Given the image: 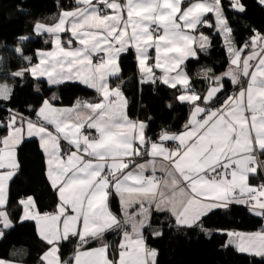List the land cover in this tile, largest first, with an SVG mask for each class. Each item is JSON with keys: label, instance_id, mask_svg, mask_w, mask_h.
I'll use <instances>...</instances> for the list:
<instances>
[{"label": "snow or ice", "instance_id": "snow-or-ice-1", "mask_svg": "<svg viewBox=\"0 0 264 264\" xmlns=\"http://www.w3.org/2000/svg\"><path fill=\"white\" fill-rule=\"evenodd\" d=\"M75 2L78 7L62 10L54 24L37 21L33 25L35 35L52 37L53 50H36L39 63L33 64V57L25 55L22 47L14 48L29 67L9 75L23 77L30 73L36 78L46 77L50 85L79 80L97 90L99 101H77L72 108H57L45 99L36 122L11 109H4L8 115L0 119V127L7 129V135L0 137V209L7 205L8 183L19 171L15 150L25 134L40 138L47 157V178L59 193L60 204L54 214L33 213L32 197L20 201L24 210L21 220H34L41 237L53 245L42 259L47 264H60L55 246L60 241L76 236L85 242L117 229L123 233L118 259L107 258L105 244L89 252L77 251L75 264H156L157 250L147 245L144 235V230L151 227L153 206L158 212H170L177 226L198 225L206 234L209 232L201 218L231 203L248 205L250 212L264 217V182L257 186L249 183L250 177L264 174V159H260L264 156V34L253 29L249 41L236 48L222 0ZM258 2L264 6V0ZM229 6L239 12L246 10L240 0H229ZM208 14L214 16L230 56L232 67L223 75L240 86L238 93L222 101L218 96L224 90L221 76L210 77L212 83L201 95L191 87L182 67L185 60L197 55L192 46L197 38L188 30L200 25L213 27L206 19ZM62 33L71 37L62 42ZM30 38L21 36L18 40ZM209 43L208 37L199 36L201 50ZM249 43L250 51L243 55ZM129 47L135 48L140 83L155 84L159 80L173 89L181 85L183 94L176 99L191 108L189 120L179 132L161 129L155 140L147 137V124L128 117L120 85L109 86V77L119 74V56ZM153 48L154 65L149 64V49ZM94 57L99 62L93 63ZM154 68L162 75L157 77ZM242 79L247 80L246 88ZM10 98L8 85H0V100ZM217 101V107L209 106ZM46 125L53 126L55 134ZM85 128L93 131L85 135ZM61 139L71 146L66 158ZM168 142L174 146L167 147ZM145 155L150 159L136 163L137 157ZM148 170L151 175H145ZM157 171L162 176L158 177ZM113 190L124 209L123 221L109 208ZM137 204L138 211H127ZM11 227L8 213L0 210V237ZM162 234L158 229L151 233L154 237ZM228 235L232 239L225 247L234 244L241 253L264 257V227L255 233ZM0 264L5 262L0 260Z\"/></svg>", "mask_w": 264, "mask_h": 264}, {"label": "trees", "instance_id": "trees-1", "mask_svg": "<svg viewBox=\"0 0 264 264\" xmlns=\"http://www.w3.org/2000/svg\"><path fill=\"white\" fill-rule=\"evenodd\" d=\"M240 2L245 6L244 12L232 9L229 0H222L224 14L232 28L231 37L238 46L249 41L253 29L264 34V6L258 0ZM77 6L75 0H0V56L9 55L28 66L13 50L22 47L25 55L33 57L34 63L37 60L36 50L49 48L52 43L48 34L35 35L33 25L37 21L52 24L57 21L62 10ZM208 17L214 23L213 16ZM198 30L210 37V47L199 50L196 57L189 58L184 65L191 78V87L203 95L212 83L210 77L226 70L229 55L225 39L214 25H201ZM21 36L31 38L20 42L18 38ZM119 63L120 73L112 76L110 83L120 85L128 97V114L147 124V137L155 140L161 129L179 132L189 120L191 108L189 103H181L176 99L182 87L176 86L173 89L159 80L155 84L140 83L133 48L120 55ZM205 71H208L207 77L204 75ZM8 79L11 82V98L7 101L0 100V119L8 115L4 109H11L26 117H35L45 99L61 105H72L80 98L99 99L97 91L79 82L68 81L42 88L41 83L30 73L23 77L9 75ZM222 82L225 89L218 95L221 101L234 89L231 80L225 78ZM169 104L171 107H168ZM218 104L219 101L209 106ZM6 134L7 129L0 127V137ZM18 159L19 171L10 182L6 206L13 227L5 229L4 235L0 237V258L44 264L42 257L50 245L38 234L34 220H21L23 206L20 201L33 197L40 212H51L59 203L58 191L47 178L45 156L37 138L26 139L21 143ZM258 177L253 179L257 180ZM109 205L113 213L122 219L119 199L113 192L110 194ZM201 223L209 234L201 231L198 225L177 226L167 212H154L151 227L146 229L145 234L148 245L157 250L156 264H264V257L241 253L233 245L225 247L229 239L226 230H258L264 227V218L250 212L248 207L232 204L227 208L215 209L202 217ZM157 229L162 231V236L151 235ZM121 233V230L113 229L105 236L112 260L117 257ZM77 241V238L71 237L60 243L64 259L70 258ZM95 244L92 241L84 247Z\"/></svg>", "mask_w": 264, "mask_h": 264}, {"label": "crops", "instance_id": "crops-1", "mask_svg": "<svg viewBox=\"0 0 264 264\" xmlns=\"http://www.w3.org/2000/svg\"><path fill=\"white\" fill-rule=\"evenodd\" d=\"M121 2H123V0H121ZM78 7V6H77ZM76 8V7H75ZM75 8H73V9H67V10H74ZM108 14H110V13H108ZM209 15H212V14H208L207 16H206V19L210 22V23H212L214 26H215V19H214V16H213V19H214V23L212 22V20H210L209 19ZM125 16H126V14H125ZM57 22V21H56ZM41 23H44V22H41ZM55 23V22H54ZM54 23H52V24H54ZM44 24H46V23H44ZM52 24H47V25H52ZM201 26V25H200ZM200 26H198V28L200 27ZM198 28L196 29V30H188L189 32H190V34L191 35H193V36H195L196 38H197V40H195V41H193L192 42V46H193V48L195 49V51H196V53L198 54V51L199 50H201L200 48H199V44H198V39H199V36L201 35V34H203L204 36H206V37H208V39H209V41H210V37L206 34V33H204L203 31H199L198 30ZM215 29H216V27H215ZM216 31L217 32H219L217 29H216ZM223 36V35H222ZM71 37V34L70 33H67V34H64V33H62L61 34V41L62 42H66L69 38ZM51 39H52V37H50ZM223 38H224V36H223ZM225 39V38H224ZM73 40H74V44H73V47H75L76 46V43H75V39L73 38ZM232 42H233V44L236 46V48H242L244 45H242V46H238V45H236L235 43H234V41H233V39H232ZM64 46L65 47H67L68 45L66 44V43H64ZM53 47H54V45L52 44L51 45V47H49V48H46V49H42V51H52L53 50ZM210 47V43L205 47V49L204 50H207L208 48ZM130 48H133L134 49V51H135V48L134 47H129L128 49H130ZM226 48H227V46H226ZM250 48H251V46H250V43H249V47L248 48H246L245 49V51H244V53H243V55H247L248 54V52L250 51ZM122 54V53H121ZM135 54H136V52H135ZM155 55H156V53H155V49L153 48V49H149V64H153L154 65V63H155ZM228 55H229V53H228ZM120 57V56H119ZM196 57V56H195ZM189 58H193V57H189ZM188 58V59H189ZM187 59V60H188ZM187 60H185L184 61V64H185V62L187 61ZM97 62H99L98 61V59L96 58V57H94L93 58V63H97ZM138 62V61H137ZM35 63H39V58L37 57V60L33 63V64H35ZM182 65V67H183V70L185 71V72H187V70H186V68H185V65ZM118 65H119V69L121 70V68H120V63H119V58H118ZM27 67H29V65L28 66H25L24 65V63H22V62H19V61H17V60H15L14 58H12L11 56H9V55H2V56H0V85H3V84H7L8 85V87L10 88V90H11V82L9 81V79H8V76H9V73H12V72H16V71H18V70H21V69H24V68H27ZM230 67H232L231 66V64H230V56H229V64H228V66H227V68H226V70L223 72V73H220V74H217V75H214V76H221L222 77V81L226 78V79H229V80H231L229 77H227V76H224L223 74L224 73H226L228 70H229V68ZM138 72H139V70H138ZM119 73H120V71H119ZM154 73H155V75L157 76V77H159V76H161L162 75V71L160 70V69H155L154 68ZM174 74V73H173ZM187 74H188V72H187ZM139 75L141 76V74H140V72H139ZM188 76H189V74H188ZM112 76H110L109 77V79H108V83H109V86L111 87V88H115L117 85H111V83H110V78H111ZM190 77V76H189ZM36 78V77H35ZM38 81H39V83H41L40 85H42V88L43 87H46L47 85H50V84H48V82H47V78L46 77H40V78H36ZM68 81H73V82H79V83H81V84H83L82 82H80L79 80H65L64 82H68ZM190 81H191V78H190ZM221 81V82H222ZM63 82V83H64ZM161 82V81H160ZM61 84V83H60ZM39 85V86H40ZM85 85V84H84ZM51 86H56V85H51ZM85 86H87V85H85ZM177 86H181V85H179V84H177ZM242 86L243 87H247V80L246 79H242ZM89 87V86H88ZM91 88V87H90ZM121 88V87H120ZM92 89H94V88H92ZM95 91H97L96 89H94ZM239 90H240V86H238V85H234V89L232 90V92L231 93H229L228 94V96L229 95H232V94H234V93H238L239 92ZM121 91L123 92V94H124V97L126 98V100H127V108H126V112H127V115H128V117L130 118V119H132V120H139V121H141L140 119H138V118H134V117H131L129 114H128V97L126 96V94H125V92L123 91V89L121 88ZM98 93V92H97ZM181 94H183V91L181 90V93L179 94V95H181ZM98 97H99V99H100V94L98 93ZM99 99L98 100H94V99H87V98H80V99H78L77 101H80V102H85V101H87V102H98L99 101ZM47 100H49L50 102H51V104L54 106V107H57V108H72V107H74L76 104H77V101L74 103V104H72V105H61V104H57V103H55L54 101H52V100H50V99H47ZM43 104V103H42ZM42 104H41V106H42ZM40 106V107H41ZM203 106V105H202ZM218 106V105H217ZM217 106H213V108L214 107H217ZM39 107V108H40ZM39 110V109H38ZM16 113H18V112H16ZM19 115H21V116H23L26 120H28V119H30V120H32L33 122H36V121H38V119H39V117L36 115L35 117H26L25 115H23V114H21V113H18ZM144 122V121H143ZM47 126V125H46ZM25 127H26V125H25ZM48 128H49V131H52L54 134H55V129H54V127L53 126H47ZM82 131L84 132V134L85 135H88L89 134V132H92L93 130H89V129H87V128H85V129H82ZM94 134V133H93ZM145 134H146V130H145ZM7 135V134H6ZM146 136H147V134H146ZM31 138H37L38 139V141H39V143H40V138L38 137V136H32V137H29V136H27L26 134L24 135V138H23V140H22V142L24 141V140H26V139H31ZM21 142V143H22ZM60 144H61V149H62V151H64L65 152V158H66V155L68 154V150L71 148V146L68 144V142L67 141H64L63 139H61V141H60ZM21 145V144H20ZM20 145H18L17 147H16V159L18 160V162H19V159H18V148H19V146ZM0 146H2V145H0ZM166 146L167 147H173L174 145H173V142H168L167 144H166ZM73 151L75 150L74 148L72 149ZM43 151V150H42ZM44 156H45V161H46V159H47V157H46V154L44 153ZM261 158L262 159H264V156H261ZM147 159H150V157H148L147 155H145L143 158H140V157H137L136 158V163H144ZM131 165H130V168H129V170H131ZM157 172H159V171H157ZM160 173V172H159ZM145 175H151V171L150 170H148V171H146L145 172ZM253 178H256V177H250L249 178V183L251 184V185H254V186H257V185H259L260 183H262L263 182V177H262V175H260V177H258V179L257 180H254ZM13 179V178H12ZM10 182L11 181H9V183H8V190H7V196H8V198H9V186H10ZM131 183V182H130ZM113 193L118 197V199H119V203H120V206H121V201H120V197H119V195L118 194H116L115 193V191L113 190ZM58 196H59V193H58ZM28 198V197H27ZM27 198H25V199H23V200H26ZM33 198V197H32ZM110 198V197H109ZM33 200H34V198H33ZM59 204H60V200H59V203L57 204V206H56V208H55V210L54 211H51V212H40L39 210H38V208H37V205H36V202H35V200H34V208H32L31 209V211L33 212V213H39L40 215H44V214H54L55 212H57L58 211V206H59ZM232 204H237V203H231V204H229V206L230 205H232ZM240 205H244V204H240ZM7 206V205H6ZM6 206L3 208V209H0V210H4V211H6L7 212V210H6ZM23 206V205H22ZM228 206V207H229ZM244 206H246V207H248L249 208V206L248 205H244ZM109 208H110V205H109ZM121 209H122V219L121 218H119V219H121V221H123V219H124V209L122 208V206H121ZM218 209V208H217ZM110 210H111V208H110ZM139 210V206H138V204L137 205H133L131 208H128L127 209V211L129 212V213H133V212H136V211H138ZM215 210V209H214ZM112 211V210H111ZM113 212V211H112ZM154 212H156V210H155V207L153 206V209H152V216H151V219H152V217H153V214H154ZM164 212H167V213H169V215L171 216V218L173 219V221H174V223H175V218L174 217H172V215H171V213L170 212H168V211H164ZM8 213V212H7ZM69 213L70 214H72L71 213V209L69 208ZM23 214H24V210H23V212H22V216H23ZM9 215V214H8ZM21 216V217H22ZM10 218V217H9ZM264 218V217H263ZM202 219V218H201ZM36 223V222H35ZM13 224V223H12ZM176 224V223H175ZM36 227H37V231H38V234L40 235V233H39V230H38V225L36 224ZM127 227V230L128 231H131V228H130V226H126ZM147 229V228H146ZM146 229L144 230V235H145V237H146V234H145V232H146ZM113 230V229H112ZM261 229H258V230H226V233H229V232H232V233H244V234H249V233H255V232H258V231H260ZM109 231H111V230H109ZM109 231H107L106 233H104V235L102 236V237H100V238H95V239H93V238H88L87 240L89 241V242H92V241H94V242H96V244L95 245H93V246H86V247H84V246H82V247H79V246H77L78 245V243L79 242H81L80 240H79V237H76V236H73V237H75V238H77L78 239V241H77V243H76V249H75V251L72 253V255L70 256V258H67V259H64L63 257H62V255H61V252H60V247H59V245H60V243L62 242V241H60L57 245H55L56 247H58V249H59V251H58V253H57V255H58V257H59V260H60V264H65V262H67V264H75V261H74V259H73V257H74V255H75V253L77 252V251H82V252H89V251H92L93 249H96V248H99V247H101L102 245H108V249H107V258L109 259V260H112L111 259V257H110V255H109V243H108V241L106 240V234L109 232ZM40 237H41V235H40ZM42 238V237H41ZM71 238V237H70ZM43 239V238H42ZM122 239H123V233H121V236H120V239H119V242H118V244H117V257H116V259H118V245L120 244V242L122 241ZM230 239H232V237H230L229 236V239H228V241L230 240ZM46 241V240H45ZM64 241V240H63ZM47 242V241H46ZM147 242V241H146ZM50 245V244H49ZM147 245H148V243H147ZM233 246H235L234 244H232ZM149 246V245H148ZM53 247V245H50L49 246V248L44 252V254H43V257H44V255H45V253H48L49 251H50V249ZM150 247V246H149ZM150 248H152V247H150ZM249 254V253H248ZM252 255H254V254H252ZM157 258V257H156ZM0 260H2V261H4L5 262V264H30V263H27V262H24V261H20V260H12V259H4V258H0ZM43 262H44V264H47V260H44L43 259Z\"/></svg>", "mask_w": 264, "mask_h": 264}, {"label": "built area", "instance_id": "built-area-1", "mask_svg": "<svg viewBox=\"0 0 264 264\" xmlns=\"http://www.w3.org/2000/svg\"><path fill=\"white\" fill-rule=\"evenodd\" d=\"M139 78L141 79V76H139ZM260 159H262V158L260 157ZM261 175L263 176V179H264V174H261ZM87 243H89L88 240H86L85 242H79L77 246L82 247V246L86 245Z\"/></svg>", "mask_w": 264, "mask_h": 264}, {"label": "rangeland", "instance_id": "rangeland-1", "mask_svg": "<svg viewBox=\"0 0 264 264\" xmlns=\"http://www.w3.org/2000/svg\"><path fill=\"white\" fill-rule=\"evenodd\" d=\"M156 175H157L158 177L162 176V174L159 173V172H157ZM262 177H263V176H262ZM263 182H264V179H263Z\"/></svg>", "mask_w": 264, "mask_h": 264}, {"label": "water", "instance_id": "water-1", "mask_svg": "<svg viewBox=\"0 0 264 264\" xmlns=\"http://www.w3.org/2000/svg\"><path fill=\"white\" fill-rule=\"evenodd\" d=\"M222 83H223V82H222ZM223 84H224V83H223ZM209 87H210V86H209ZM224 89H225V87H224ZM207 90H208V89H207ZM223 91H224V90H223ZM223 91H222V92H223ZM206 92H207V91H206ZM222 92H221V93H222ZM205 94H206V93H205ZM219 94H220V93H219ZM219 94H218V95H219Z\"/></svg>", "mask_w": 264, "mask_h": 264}]
</instances>
